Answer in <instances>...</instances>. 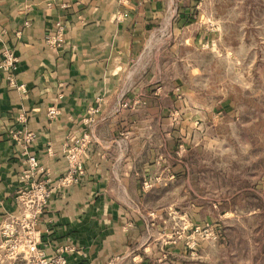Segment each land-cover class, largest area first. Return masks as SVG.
Listing matches in <instances>:
<instances>
[{"label": "rangeland", "instance_id": "374dc122", "mask_svg": "<svg viewBox=\"0 0 264 264\" xmlns=\"http://www.w3.org/2000/svg\"><path fill=\"white\" fill-rule=\"evenodd\" d=\"M202 15L208 40L187 52L184 67L160 68L154 89L139 72L144 87L122 91L123 97L133 92L135 102L118 128L129 158L114 174L123 180L81 182L82 159L64 147L68 168L60 179L69 182L60 186L76 184L74 193L84 195L74 202L76 232L63 235L70 240L56 249L71 261L264 264V0H209ZM167 33L159 31L165 39ZM176 77L183 80L180 90L171 88ZM19 124L0 129L23 149L28 188L21 195L39 231L54 186L50 170H41L31 153L36 134ZM46 231H39L41 243L52 236Z\"/></svg>", "mask_w": 264, "mask_h": 264}, {"label": "crops", "instance_id": "0c3cea01", "mask_svg": "<svg viewBox=\"0 0 264 264\" xmlns=\"http://www.w3.org/2000/svg\"><path fill=\"white\" fill-rule=\"evenodd\" d=\"M208 1L0 0V125L18 122L19 128L33 131L31 153L40 159L41 170L51 172L54 188L38 225L42 234L50 229L52 235L40 244L47 256L66 244L69 238L63 235L76 232L74 202L84 199L74 193L76 184L61 187L69 182L60 179L68 168L61 157L64 147H74L82 159L81 182L107 185L111 179L123 180L122 173L114 174L129 158L119 143L118 128L124 111L132 113L135 102L133 92L123 97L122 91L144 87L138 82L139 72L146 74L145 86L150 88L160 68L166 72L187 64V52L208 40L202 27ZM162 28L168 30L166 39L160 37ZM59 34L61 43L56 46L52 41ZM6 56L16 60L11 69L3 64ZM182 82L173 79L172 90L182 89ZM50 109L56 111L51 118ZM49 145L55 155L47 161ZM25 159L22 147L0 129V228L18 209L22 214L26 205L21 195L28 188ZM129 162L131 170L135 161L130 157Z\"/></svg>", "mask_w": 264, "mask_h": 264}, {"label": "built area", "instance_id": "2783aa9c", "mask_svg": "<svg viewBox=\"0 0 264 264\" xmlns=\"http://www.w3.org/2000/svg\"><path fill=\"white\" fill-rule=\"evenodd\" d=\"M52 43L59 45L61 43V35L53 38ZM15 58L6 56L4 65L14 67ZM56 114L54 109L48 111V116L53 117ZM30 164L36 165L33 158ZM29 213L27 209L17 217H9L1 223L2 242L0 243V263L8 264H71L62 251L57 250L53 255L47 256L40 249L41 237L39 231L36 230L32 219L27 217ZM22 234L18 239L19 234Z\"/></svg>", "mask_w": 264, "mask_h": 264}]
</instances>
